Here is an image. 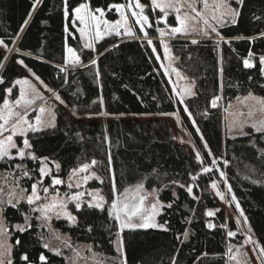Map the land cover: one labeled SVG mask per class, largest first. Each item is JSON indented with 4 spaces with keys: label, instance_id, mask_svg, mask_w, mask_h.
<instances>
[{
    "label": "trees",
    "instance_id": "16d2710c",
    "mask_svg": "<svg viewBox=\"0 0 264 264\" xmlns=\"http://www.w3.org/2000/svg\"><path fill=\"white\" fill-rule=\"evenodd\" d=\"M85 1L93 9H105L106 17L114 19L116 14L108 6L126 0H69L70 9ZM33 3L0 0V40L6 50L0 48V104L6 90L12 88L15 93L14 82L24 77V70L18 66L22 60L24 69H30L78 114L102 110L125 116L177 112L205 165L210 157L202 144L207 143L208 153L223 169L258 244L264 248V133L225 137L220 108L212 106L219 94L223 102L249 93L264 99L263 65L259 59L264 56V0H243L237 22L218 27L219 37L210 31L195 44L181 39L169 43L176 68L194 87L195 95L183 102L173 95L160 69L155 52L160 54L161 43L153 29H147L151 45L137 33L135 38L107 36L93 49H87L71 25L73 13L64 15V0H40L35 9ZM66 45L79 55L80 64L62 72L57 66L64 65ZM93 59L95 65L90 63ZM245 59L254 66L245 67ZM55 114V127L27 137L36 157H47V162L60 165L51 177L43 179V185L51 186L53 177L64 182L77 165L96 160L95 169L103 182L90 187L102 188L109 196L111 182L122 187L144 180L146 188L156 190L158 200L164 204L158 216L164 228L121 233L125 264H225V215L220 210L212 216L206 214L217 207L209 185L220 179L219 172L214 168L200 170L195 158L175 142L168 121L114 119L105 124L87 123L73 119L61 108ZM17 164L28 173L22 180L27 188L41 180L39 159L12 158L0 162V172L13 171ZM56 188L61 193L67 191L64 183ZM28 210L25 204L8 206L3 215L10 226L22 223ZM70 210L74 224L59 220L55 227L73 241L88 244L114 259L117 228L107 209L83 204L79 210L73 206ZM30 225L24 232L11 231L13 264H65L62 256L42 245L34 218ZM41 254L46 261L39 259Z\"/></svg>",
    "mask_w": 264,
    "mask_h": 264
},
{
    "label": "rangeland",
    "instance_id": "374dc122",
    "mask_svg": "<svg viewBox=\"0 0 264 264\" xmlns=\"http://www.w3.org/2000/svg\"><path fill=\"white\" fill-rule=\"evenodd\" d=\"M129 0H126L124 5H127ZM136 0H132V7H125L121 11L128 16V25L132 27V30L135 34L139 33L142 35V38L145 39L147 42L151 40V38L145 36L147 33V29H153L157 37L156 39L161 43L160 54L155 52L156 58L158 60V64L160 66L161 71L166 76L169 85L171 87L173 95L176 99L181 102V100H185L191 97V93H194V87L192 81L189 80L181 71H179L176 66V58L173 55L171 47L169 43L176 39L181 40H190L193 39L198 40L201 39L203 36L204 30L211 31L210 28H207L205 24V19H207L209 24L216 26L217 28L228 23H232L231 19L226 17V10L223 7L222 0H207V7H205L204 0H194L195 7L198 12L201 13V17L197 19H189L185 26L179 24L176 20L177 13L174 9H168V16L164 17V14L157 8L153 9L151 7V0H139V2L145 5L144 14L149 17V23L152 25L148 27L147 24L144 25V29L141 30L140 25L135 23V18L131 16V12L133 10L139 12L140 10L135 8ZM88 3V2H82ZM179 3L182 5L181 11L179 15L183 18L185 13L189 16H194L195 13L191 12L189 8V4L192 3V0H179ZM230 7L232 9L238 10L239 4L236 3V0H228ZM93 9V8H92ZM114 13L116 17L114 19H109L105 16L102 19H106L109 23L114 24L116 21L121 20L120 12L116 11L114 8ZM99 15V14H97ZM215 16L219 20L221 17H225L226 22L224 24H219L217 21L213 20L212 17ZM71 25L74 27L75 31L77 32L80 42L84 46L85 43L91 42L93 44V48L97 41L101 40L107 36H115L120 38L130 37L124 34V28L121 27L119 29L120 34H117L116 31H112L111 34L104 32L105 25H101V32L103 33L102 38H95V28L94 24L92 26V31L85 34V36L81 37L79 28L84 27V25L80 24V22L75 18V14L73 13L71 19ZM174 27H186L187 35L184 33H177L175 35H171V29ZM157 29H164V35H162ZM165 46L169 49L168 52H165ZM69 46L66 45L65 47V62L64 67L65 71L68 68L76 67L79 64L74 63H66V59H68L69 54L67 53V48ZM0 48L3 52L6 53V50L2 44H0ZM85 48V47H84ZM91 48V49H93ZM89 49V48H87ZM20 68L24 70V77L17 80H28L29 83L37 89L40 96L43 99L36 98L35 103L29 105L24 101L31 100L35 98V93L29 90L28 85H24L23 87L27 91V95L22 98V103L18 108L14 109V112H20L23 114L27 111V119L29 122L35 123V117L40 115L41 120L46 125L49 122L55 124V111L57 108H61L67 114H69L75 120H83L85 122H92L98 121L102 123H107L114 119H138L141 121L147 119H162L169 122L173 131V138L178 145H181L186 148V150L195 158V160L199 163L200 170L204 171L205 168H214L219 172L220 179L214 180L210 183V191L212 196L217 201V207L215 210H208L206 214L208 215L209 212L215 213V211L220 210L225 215V235H226V245H225V252H224V260L225 264H262L264 261V256L260 254V245L258 244L249 224L248 221L245 223L244 217L245 215H241V208H237V199H233L234 195L229 190L230 186L225 179V174L222 176L221 173L223 169L221 166L217 164V162L212 158V156L208 153L207 148L204 144V149L207 151L208 156L210 157V163L204 164L201 158V152L196 148L194 144V140L191 135L183 128L182 124L180 123L179 117L177 112H169V113H161V114H150L144 116H125V115H109L102 110L97 114H78L75 110L70 109L64 103H61V99L56 98L58 93L56 91H49V88L45 87V85L39 81L33 74H31L28 70L24 69L23 66L18 64ZM264 68V65H263ZM175 69V71L173 70ZM179 73V74H178ZM15 88V93L11 92L8 93L6 91L4 99L9 100V104L12 105L17 99H21V85L13 84ZM59 96V95H58ZM215 101V107L220 108L221 118H222V128H223V135L225 137H238L245 135L247 132H256L255 129L252 127L253 124L260 126L264 123V99L257 94L249 93L241 97H237L229 102H223L222 95L219 94ZM214 100V99H213ZM212 100V102H213ZM4 101V100H3ZM3 101L0 104V108H3ZM43 107L45 112L43 114L39 113V108ZM3 115L7 116V112L4 111ZM15 117L13 116L12 119ZM2 122V121H0ZM52 127H47L46 129H50ZM32 133L29 132L28 135ZM10 133H4V136ZM4 136H0V139H3ZM23 139L24 137H14V140L18 146V148H23ZM197 153L200 155V159H197ZM11 158L6 157L0 162L8 161L9 159L16 158L21 159L17 155V150L12 149L10 151ZM24 158H31L30 156L26 155ZM215 161V163H213ZM47 163V167L51 169L49 175L53 173L55 167V163ZM83 164H91V161L81 163L77 165L74 169L80 168ZM18 165V164H17ZM17 165L13 171L8 172H0V253H2V258L5 264H8V261H11L13 264V249L14 245L11 241V231H19L17 225L23 226L25 228L30 225L31 218H34L38 222V229H39V237L41 239L42 245L48 244L49 247L46 248L49 251L53 252L54 254L60 255L65 259V264H125L124 261V250L118 251L117 250V233L119 232L120 238L121 233L125 230H137V229H162L164 227H144V228H124L121 230L119 228L118 221L115 219V213L110 216L109 215V208L111 207V201L113 199H117L120 204L125 201L124 190L128 189L127 197H131L134 194H139V196L144 197L143 201L140 204V209L146 217H150L149 223L160 225L158 223V216L162 212L164 204H162L157 198V192L154 189H147L145 185V181H138L136 183L116 187L115 191H113V182H111L110 187V195L106 196L103 193V189L99 187L92 188L90 184L97 183L101 184L102 178L97 173L95 167L96 165L90 167L88 170L84 172H78L73 174V170L70 172L64 183L67 187V191L65 193H61L60 190L56 188L57 185L51 184V186H45L40 181L46 176L41 177V180L35 182L33 184L37 185V195L40 196L41 199L34 200V202L30 205L27 202V197L32 195V186L27 188L24 183L22 182L23 178L26 177L24 175V170L22 166L17 168ZM41 167V162H40ZM92 173H95V176L88 179L87 181L83 180L84 176H92ZM41 176V175H40ZM95 177H99L100 179H96ZM72 184L73 187L69 188L68 185ZM216 184V187H213V184ZM79 184V187L75 185ZM60 185V184H59ZM138 185H142V187L137 188ZM44 188H48L49 191L45 193L43 191ZM96 190H99V195H102L107 203L104 204L103 208H106L108 211L109 217L114 220L116 224V235L113 240V245L115 249V257L114 259H108L103 254L95 251L90 245L88 244H81L76 241H73L67 233L61 232L59 229L55 227V222L59 220H63L68 224H74L75 220L69 219V216L74 217L71 213L70 207H75L77 203L76 200H69L68 197L72 196L76 193H83L80 197L81 205L88 204L89 201L92 203H96V200H93V196L89 195V193L95 195ZM218 193L223 194V199L221 195ZM11 201V203H9ZM63 201L66 203V208H61L60 202ZM55 203L56 207L51 208L47 211V216H45L40 211H33V209L41 208L45 205H49ZM156 204L157 207L155 209L152 208L153 204ZM20 204H25L28 207L29 213L27 214L28 220L27 224L25 220L22 223L12 224L9 226L5 217L3 215V211L6 207H17ZM76 208V207H75ZM212 214V215H213ZM211 215V216H212ZM209 216V215H208ZM75 218V217H74ZM124 218L123 212H121V219ZM134 222H139V217L133 218ZM232 231L235 233L234 236H228L227 233ZM251 238V242L248 241V238ZM231 247V252H229V248ZM58 250V251H57Z\"/></svg>",
    "mask_w": 264,
    "mask_h": 264
},
{
    "label": "snow or ice",
    "instance_id": "6c2138e0",
    "mask_svg": "<svg viewBox=\"0 0 264 264\" xmlns=\"http://www.w3.org/2000/svg\"><path fill=\"white\" fill-rule=\"evenodd\" d=\"M40 2V0H34L33 3V9H35L36 5ZM205 2V7H207V0H204ZM236 3L238 4H242L243 0H236ZM222 4L223 7L226 10V17L231 19L232 23H236V17L239 15L238 10L236 9H232L230 7V4L228 3V0H222ZM125 7H132V0H129L127 5L124 4H114V5H109L108 8L109 10L111 9H115L116 11L120 12L121 15V20L116 21L114 24L109 23V21H107L106 19H102L105 16V9L102 8H95L92 9L90 7V3H80L77 7H75L74 9H70L69 6V0H64V15L65 17L69 16V13L72 12L75 14V18L80 22V24L84 25V27L79 28V32L81 37L85 36L86 33L92 31V26L94 24V28H95V38L99 39L102 38L103 33L101 32V25H105V29L104 32L111 34L112 31H116L117 34H120L119 29L121 27L124 28V34L128 35L130 37H134L135 38V33L132 30V27H130L128 25V16L125 15V13L123 11H121L122 9H124ZM151 7L153 9H159L163 14L164 17H167L169 12L168 9H174L175 12L177 13L176 16V20L179 22L180 25L185 26L187 24V21L189 19H197L201 17V13L198 12L196 10L195 7V2L194 0H192V3L189 4V8L191 9L192 13H195L194 16H189L187 13H185V15L183 16V18L179 15L180 11H181V7L182 5L179 3V0H151ZM135 8L139 9L140 11L137 12L135 10H133L131 12V16L135 18V23L140 25L141 30L144 29V25L147 24L148 27H151L152 25L149 23V17L147 15L144 14V9H145V5L141 4L139 2V0H136L135 2ZM99 14V15H97ZM29 15H31V13H29ZM213 20L217 21V23L219 24H224L226 22L225 17H221L219 20L217 19V17L213 16L212 17ZM205 24L207 25V28H210L212 33H216V35L219 37L220 33L218 32V29L216 26L209 24L207 19H205ZM25 25L28 23V20H25ZM67 30V29H66ZM162 35H164V29H157ZM21 31H23V26L21 28ZM177 33H184L185 35H187V29L186 27H174L171 29V35H175ZM210 33L209 31L206 29L203 32V35L208 36ZM262 36H264V33H261ZM145 36H147V33H145ZM221 39H223V37H220ZM4 42L2 40H0V44H3ZM148 43L151 45L152 41L148 40ZM192 43L195 44L197 43V40L193 39ZM85 48H93V44L91 42H87L84 44ZM153 51H156V48L153 47ZM169 49L167 48V46H165V52H168ZM67 53L69 54L68 59H66V63H74V64H79L80 63V57L79 55H77L76 51L71 48L68 47L67 48ZM252 53H249V56H251ZM260 63L262 65H264V56L260 57ZM20 64L23 65V61H19ZM91 64L95 65L96 64V60L93 59L90 61ZM244 65L245 67H253L254 65H252L251 63H249V61L247 59L244 60ZM2 66V65H0ZM26 67V65H25ZM60 71H65V67L64 66H57ZM175 71V69H173ZM29 71H31L29 69ZM262 75H264V68L261 69ZM179 74V73H178ZM38 79V78H37ZM0 83H3L2 78H0ZM15 84H19L21 85V99H17L14 104L10 105L9 104V100L8 99H4L3 101V108H0V136H4V133H10L6 136H4L3 139H0V160L5 159L6 157L11 158L10 155V151L12 149H16L17 150V155L23 159L26 155L30 156L32 159H39L41 162V167L39 168V173L41 175V177L43 176H47L50 174L51 169H49L47 167V161L48 158L47 157H43V158H38L35 156V154L31 151V143L29 141L28 137V133L32 132V133H37L40 131L45 130V128L47 127H55L54 123L49 122L48 124H44L43 121L41 120L40 115H37L35 117V123L29 122V120L26 118L27 117V111H25L23 114H21L20 112H14L15 108H18L21 103H22V98L24 96L27 95V91L25 90V88L23 87L24 85H28L29 90H31L33 93H35V98L31 99V100H27L24 101L25 103L31 105L33 103H35V99L39 98V99H43L42 96H40V94L38 93L37 89L35 88V86L31 85L29 83L28 80H16ZM46 87V85H45ZM8 93L12 92V88H8L6 90ZM49 91H51V89H49ZM191 95H195V93H191ZM56 98L59 99V96L56 95ZM219 99V97H215L213 102H212V106L215 107V101ZM181 102H183V100H181ZM61 103H63V101H61ZM4 111L7 112V116L3 115ZM184 111H188L187 107H185ZM45 112V109L43 107L39 108V113L43 114ZM15 117L14 119H12V117ZM189 116H191V112H189ZM193 124H195V121L193 120ZM252 127L255 129L256 132H261L264 133V123H262L260 126H257L256 124H253ZM197 131H199V129L197 128ZM24 137L23 139V148H18L14 137ZM205 147H207V143L205 142ZM210 151V150H209ZM197 159H200V155L199 153H197ZM54 163V162H53ZM98 162L96 160H92L91 164H83L80 168L78 169H73V174H76L78 172H84L86 170H88L90 167L96 165ZM213 163H215V161H213ZM228 161H225V164H227ZM21 165H17V168H20ZM55 167L57 169L60 168V165L57 163L55 164ZM204 171H209L208 168H205ZM24 175L27 176L28 173L25 171ZM221 175L223 176L224 173H221ZM95 176V173H92V176H84L83 180L87 181L88 179L92 178ZM96 179H100L99 177H95ZM103 181L101 180V183ZM40 183H42V181H40ZM62 181L56 177L52 178V184L53 185H59L61 184ZM76 187H79V184L75 185ZM69 188L73 187V185L70 183L68 185ZM142 187V185H138L137 188ZM213 187H216V184H213ZM230 190V188H229ZM43 191L45 193H47L49 191L48 188H44ZM113 191H115V185H113ZM189 192L192 191L191 188L188 189ZM127 193H128V189L124 190V196H125V201L122 203V205L120 204V202L117 199H113L111 201V207L109 208V215L111 216L113 214V212L115 213V219L118 221L119 224V228L121 230H123L124 228H144V227H155V226H159V227H163V225H155L152 223H149L148 221L150 220V217H146L143 212L140 209V202L143 201L144 197L139 196V194H134L131 197H127ZM83 195V193H76L72 196H69L68 199L69 200H76L77 203L75 204V207L77 210L81 209V202H80V197ZM89 195L93 196V200H96V203H92L91 201L88 202L87 206L88 207H95V208H99L101 210H103V206L105 203H107V201L104 199V197L102 195H99V190H96V194L93 195L91 193H89ZM218 195H221V198L223 199V194L218 193ZM41 199L39 195H37V185L33 184L32 186V195L27 197V202L28 204H32L34 202V200H39ZM233 199H235V197H233ZM9 203H11V201H9ZM60 206L61 208H66L67 205L66 203H64L63 201L60 202ZM171 205H169L170 207ZM237 208H239V204L237 203ZM56 204L52 203L49 205H45L41 208L38 209H33V211H40L42 212L45 216H47V211L51 208H55ZM157 207V205L154 203L152 205V208L155 209ZM121 212H123L124 214V218L121 219ZM213 213L209 212L208 215L211 216ZM241 215H243V210L241 209ZM134 217H139V222H134L133 218ZM69 219L71 220H75L74 217L69 216ZM27 220L28 217L25 216V223L27 224ZM244 221L245 223H247V217H244ZM31 225H28V227H30ZM209 227H213V225H209ZM223 227V225H222ZM17 228L20 232H24L26 231V228L20 225H17ZM0 231H2V229H0ZM185 238H187L188 233L185 232L184 233ZM228 236H234L235 233L232 231H229L227 233ZM246 242H251V238H248V241ZM17 243H19V241H17ZM117 250L120 251L123 248V240L120 238L119 232L117 233ZM45 248H48L49 245L45 244L44 245ZM231 247L229 248V252H231ZM58 251V250H57ZM260 254L261 256H264V248L260 249ZM0 256H2V253H0ZM23 259L27 260V256H24ZM39 259L41 261H46V257L41 254V256L39 257ZM0 264H5L4 260L2 258H0ZM8 264H11V261H8ZM262 264H264V261H262Z\"/></svg>",
    "mask_w": 264,
    "mask_h": 264
},
{
    "label": "water",
    "instance_id": "95a60500",
    "mask_svg": "<svg viewBox=\"0 0 264 264\" xmlns=\"http://www.w3.org/2000/svg\"><path fill=\"white\" fill-rule=\"evenodd\" d=\"M14 51H15V48H13L11 52H14ZM140 204H141V202H140Z\"/></svg>",
    "mask_w": 264,
    "mask_h": 264
}]
</instances>
